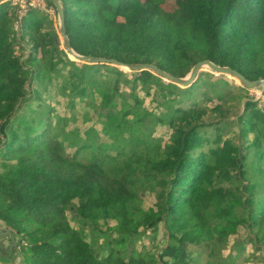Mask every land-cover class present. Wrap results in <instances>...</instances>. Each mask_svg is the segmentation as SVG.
<instances>
[{
    "label": "trees",
    "instance_id": "16d2710c",
    "mask_svg": "<svg viewBox=\"0 0 264 264\" xmlns=\"http://www.w3.org/2000/svg\"><path fill=\"white\" fill-rule=\"evenodd\" d=\"M58 1L79 55L153 64L180 78L208 60L264 79V0H172L171 11L165 0ZM10 7L0 4V221L22 242L0 249V264H13L26 244L23 264H235L247 245L264 250L257 101L234 87L235 123L222 104L211 110L219 120L205 122L207 110L192 99L198 79L180 88L150 72L72 61L46 14L27 8L16 31ZM21 41L31 45L25 60L16 53ZM97 75L111 92L99 89ZM154 89L157 113L144 100ZM52 90L67 98L69 116L47 103ZM77 102L99 130L85 136L75 126ZM158 127L169 129L166 142ZM147 194L154 206L144 208ZM160 224L165 247L138 250ZM230 237L233 254L223 256Z\"/></svg>",
    "mask_w": 264,
    "mask_h": 264
},
{
    "label": "rangeland",
    "instance_id": "374dc122",
    "mask_svg": "<svg viewBox=\"0 0 264 264\" xmlns=\"http://www.w3.org/2000/svg\"><path fill=\"white\" fill-rule=\"evenodd\" d=\"M8 4L11 6L10 8H17L16 13L19 15L20 13L23 12V9L26 6H22V0H7ZM30 3L34 4V6H37L40 9H43V3L41 0H30ZM44 4L47 5L48 0H43ZM22 8H21V7ZM163 8L167 11H171L174 9L173 7V2L172 0H165V3L163 5ZM45 10V11H44ZM44 10H38L44 15L48 17L49 22H51L52 27L57 33L58 36V41L60 44V47L62 48V43H61V38L59 36V23H58V18L57 14L52 12L50 10V7L47 6ZM47 28L44 26L42 27V32H46ZM21 46L22 48H17V56L22 57V60L26 59V55L28 54V50L31 48V45L26 42V41H21ZM69 57V56H68ZM70 59V58H69ZM71 60V59H70ZM73 69L76 71V67H73ZM123 71V70H122ZM125 73H130L127 71H123ZM199 83L198 86L195 90L193 100L199 103L198 108L200 109H206L207 114L204 115L203 120L208 123H214L215 121L219 120V118L215 117V113H212L211 110L219 104H222L223 109L227 111V117L224 118L228 120L229 122H232L233 124L235 123L236 119V114L240 110V105H238L236 102H234L235 96L239 95L234 89V87H240L233 79L227 77V76H218L216 77L214 74L209 73L208 71H203L199 74L198 78ZM94 81L98 84V87L101 91L103 92H111V83L108 81H105L102 79L100 76H95ZM220 81L227 82L231 87H225L222 84H220ZM32 84L27 85L26 90L32 89ZM243 89V88H242ZM231 90V91H230ZM245 90V89H243ZM140 95L143 96V93L139 91ZM244 96H247L249 99H254L258 103V108L264 109V86L254 89V90H245V93L243 94ZM49 99L47 98V103L54 107L55 110L57 111V114L60 116H69L70 113L66 109V104H67V98L61 97L59 95H55V91L52 90L49 95ZM160 94L157 90H152L150 93V96L145 97V106L149 109L152 110L153 112H161L160 107L157 109L158 103H161L162 100L159 97ZM232 96V97H231ZM47 97V96H46ZM122 100L123 97H121ZM219 98H222L221 101H219ZM185 105L190 106V102H185ZM76 112H78L76 116V122L75 126H77L81 132L84 133L85 135V130L88 127L94 126L97 130L100 129V126L96 124V119L93 117L92 112L86 109L83 103H76V107L74 109ZM89 113V117L91 118L90 122H84V117L85 114ZM209 134L213 133V129L208 130ZM169 129L166 127H158L155 130V136L161 138L163 142H166L168 135H169ZM231 132V130H230ZM230 134V133H229ZM233 135V134H231ZM86 136V135H85ZM72 152V151H68ZM142 202L144 208H149L151 206H154V197L153 195L147 194L142 197ZM72 226H75L74 223H71ZM112 224V223H111ZM9 229L6 228L4 223L0 221V249L6 250L5 248L9 247V243L12 242H22L20 239L16 236L14 239L8 238L10 235L7 232ZM12 232V231H11ZM13 235H15L12 232ZM11 234V235H12ZM238 236L245 237L246 236V230L245 229H240ZM102 238L97 239L98 241H101ZM236 237H230L228 239V243L223 250L222 254L223 256H228L229 254L232 253V245ZM167 242V238L163 229L162 224H160L157 227V230L155 233L147 231L146 235L142 237L136 244L138 250L141 249H146V250H151L155 253H159L160 250H162ZM25 243L21 244L24 245ZM21 254L19 253L17 257H15V261L13 264H23L22 259H23V254L25 255L27 252V244L25 247H22ZM1 256L3 253H1ZM3 264H9V260H2ZM200 264H203V261H200ZM235 264H264V250L261 251H254L251 245L246 246V251L243 257L240 259L236 260Z\"/></svg>",
    "mask_w": 264,
    "mask_h": 264
},
{
    "label": "water",
    "instance_id": "95a60500",
    "mask_svg": "<svg viewBox=\"0 0 264 264\" xmlns=\"http://www.w3.org/2000/svg\"><path fill=\"white\" fill-rule=\"evenodd\" d=\"M6 1L7 0H0V4ZM50 1L57 14L58 23H59V36L61 38L62 48L72 61L81 64H88V65H92V64L111 65L117 67L120 70L127 71L130 73L150 72L153 75L161 78L162 80L172 83L180 88H187L190 85H192L197 80L199 74L203 71H208L209 73L214 74L216 77L227 76L233 79L241 88L245 90H254L264 86V79H258L255 81L248 80L236 70L230 67H221L215 65L208 60H202L197 62L185 77L180 78L159 69L153 64H128L113 59L96 58L91 56L79 55L75 53L70 46V42L67 37L66 29H65L64 15L59 1L58 0H50Z\"/></svg>",
    "mask_w": 264,
    "mask_h": 264
},
{
    "label": "built area",
    "instance_id": "2783aa9c",
    "mask_svg": "<svg viewBox=\"0 0 264 264\" xmlns=\"http://www.w3.org/2000/svg\"><path fill=\"white\" fill-rule=\"evenodd\" d=\"M30 0H22V6L24 7V6H26L24 9H23V12L22 13H20L19 15L17 14V19H18V21H17V23L15 24V30L16 31H18L19 30V28H20V20H21V18H22V16L24 15V12H25V10L27 9V8H33V9H37V10H44L45 8H47V5L46 4H44V2H43V0H41L42 1V3H43V9H40V8H38L37 6H34V4H32V3H30L29 2ZM21 7V6H20ZM49 7V6H48ZM22 8V7H21ZM50 10L52 11V12H54V13H56L55 12V10H54V8H52V7H50ZM45 11V10H44ZM18 250H19V247H18Z\"/></svg>",
    "mask_w": 264,
    "mask_h": 264
},
{
    "label": "bare ground",
    "instance_id": "6f19581e",
    "mask_svg": "<svg viewBox=\"0 0 264 264\" xmlns=\"http://www.w3.org/2000/svg\"><path fill=\"white\" fill-rule=\"evenodd\" d=\"M125 70V69H124Z\"/></svg>",
    "mask_w": 264,
    "mask_h": 264
}]
</instances>
